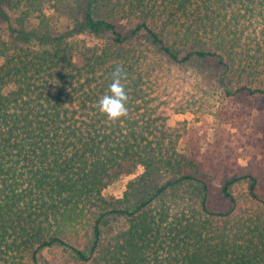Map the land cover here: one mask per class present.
Returning a JSON list of instances; mask_svg holds the SVG:
<instances>
[{"label": "trees", "instance_id": "trees-1", "mask_svg": "<svg viewBox=\"0 0 264 264\" xmlns=\"http://www.w3.org/2000/svg\"><path fill=\"white\" fill-rule=\"evenodd\" d=\"M42 1L0 0V264L52 247L73 264H264L257 178L180 151L172 121L206 98L194 63L224 98H264V0H87L62 33L29 12L15 27L7 9ZM117 65L129 115L112 121L97 103Z\"/></svg>", "mask_w": 264, "mask_h": 264}, {"label": "rangeland", "instance_id": "rangeland-1", "mask_svg": "<svg viewBox=\"0 0 264 264\" xmlns=\"http://www.w3.org/2000/svg\"><path fill=\"white\" fill-rule=\"evenodd\" d=\"M86 1L45 0L34 7L25 4L7 11L15 27H21L18 26L21 22L25 24L24 19L27 25L31 23L26 14L29 12L32 17H38L32 19L34 23L40 25L44 21L50 33L58 34L75 26L73 20L80 21ZM4 25L0 13V27ZM185 68L207 95L198 109L172 116L173 122L187 124L186 135L179 144L180 151L194 153L205 163L219 157L229 169L254 175L259 184L257 191L264 197V98H224L218 78L211 70L195 63ZM142 172L143 167H140L136 173L123 177L105 189V194L122 197L127 183ZM237 192L244 193V188L240 187ZM42 255L45 264H73L70 255L57 247L43 250Z\"/></svg>", "mask_w": 264, "mask_h": 264}, {"label": "clouds", "instance_id": "clouds-1", "mask_svg": "<svg viewBox=\"0 0 264 264\" xmlns=\"http://www.w3.org/2000/svg\"><path fill=\"white\" fill-rule=\"evenodd\" d=\"M112 77L113 80L109 86L110 94L103 95L99 99L97 107L109 120L117 121L129 115L127 107L129 97L125 85L122 83L123 80H126L127 73L121 65H117L112 72Z\"/></svg>", "mask_w": 264, "mask_h": 264}]
</instances>
